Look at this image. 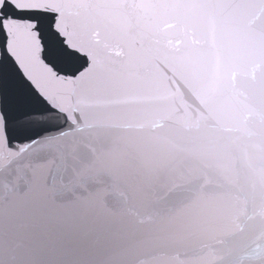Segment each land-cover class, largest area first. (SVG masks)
<instances>
[{
    "label": "water",
    "instance_id": "1",
    "mask_svg": "<svg viewBox=\"0 0 264 264\" xmlns=\"http://www.w3.org/2000/svg\"><path fill=\"white\" fill-rule=\"evenodd\" d=\"M11 3L64 74L7 22L43 100L0 120V264H264V0Z\"/></svg>",
    "mask_w": 264,
    "mask_h": 264
},
{
    "label": "snow or ice",
    "instance_id": "2",
    "mask_svg": "<svg viewBox=\"0 0 264 264\" xmlns=\"http://www.w3.org/2000/svg\"><path fill=\"white\" fill-rule=\"evenodd\" d=\"M5 7H11L12 12L5 13ZM13 13H33L36 15H47L46 10L39 8H22L17 7L11 3V0H4L3 4H0V36L4 39V48L0 52V120L4 121L6 130L10 123L22 121L33 109L37 99L43 100V97L36 89L32 79L22 70V67L11 54L7 47V40L9 39V32L6 27L8 21H25L34 25L37 33V38L40 40L43 52L41 59L52 68L57 74L63 75L64 73L48 59L44 52H47L45 46L44 30L42 29V21L36 18V15H14ZM57 13L50 14V20L53 35L59 37V32L54 28ZM61 45L64 44L63 39L60 40ZM66 50V49H65ZM54 55H59L55 48L53 49ZM87 67L85 63L80 68H77L75 72L71 73L73 77L79 75ZM7 134V131H6ZM37 137H33L36 139Z\"/></svg>",
    "mask_w": 264,
    "mask_h": 264
}]
</instances>
